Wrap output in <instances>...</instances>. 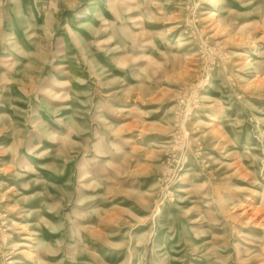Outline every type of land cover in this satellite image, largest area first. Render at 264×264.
<instances>
[{
    "label": "rangeland",
    "instance_id": "obj_1",
    "mask_svg": "<svg viewBox=\"0 0 264 264\" xmlns=\"http://www.w3.org/2000/svg\"><path fill=\"white\" fill-rule=\"evenodd\" d=\"M0 264H264V0H0Z\"/></svg>",
    "mask_w": 264,
    "mask_h": 264
}]
</instances>
